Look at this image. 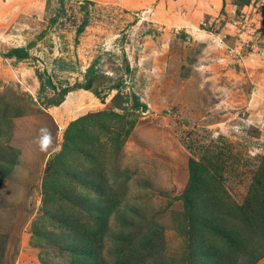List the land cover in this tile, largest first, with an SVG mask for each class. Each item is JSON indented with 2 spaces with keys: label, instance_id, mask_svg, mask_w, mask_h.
Segmentation results:
<instances>
[{
  "label": "rangeland",
  "instance_id": "374dc122",
  "mask_svg": "<svg viewBox=\"0 0 264 264\" xmlns=\"http://www.w3.org/2000/svg\"><path fill=\"white\" fill-rule=\"evenodd\" d=\"M38 73L53 87L38 91ZM261 79L264 0H0V264H73L81 236L70 230L95 204L130 209L82 231L96 264H114L118 246L127 264H264V234L226 213L258 200ZM83 115L91 139L62 150ZM189 159L215 176L218 212L250 255L196 254L183 212ZM53 177L61 188L46 207L41 183Z\"/></svg>",
  "mask_w": 264,
  "mask_h": 264
},
{
  "label": "trees",
  "instance_id": "16d2710c",
  "mask_svg": "<svg viewBox=\"0 0 264 264\" xmlns=\"http://www.w3.org/2000/svg\"><path fill=\"white\" fill-rule=\"evenodd\" d=\"M86 24V20L83 19L77 27V31H81L83 26ZM15 53V50L13 51ZM17 57H23L24 53L21 52L20 49H16ZM94 68L93 65L90 64L84 71L83 74V83H81L78 87L89 90L91 87V77L93 76ZM37 80L39 82L38 91H43L45 85H48L50 88L53 87L52 83L48 78L45 79L44 82H41L40 74H37ZM67 90L63 89L58 93L56 99L51 98L47 101V104L57 105L63 101V96ZM139 105V102L136 96H133L132 106ZM142 105V104H141ZM17 115V114H14ZM86 116H79L73 120H71L66 128L63 130V141L61 144L62 150L74 149L78 147V141L80 137H86V140L91 139V136L85 134L84 121L86 120ZM199 164H196L193 160L189 159L188 162V182L186 187L184 188L182 198L184 202V214L185 218L188 219L189 229L187 232L191 234L193 239L198 240L195 244V248L198 250L196 254H201L206 256L207 259L217 257V261L225 256L230 255L233 252L241 251L246 255H250L248 250L245 248V237H242V229H238V225L227 224L225 221L223 222V214L218 211H222V207L225 206L220 204L219 200L220 194L213 191V181L215 176L211 175L204 179L201 176V168H199ZM204 170V169H203ZM202 170V171H203ZM205 171V170H204ZM77 173V172H76ZM3 177V175H2ZM55 178L53 177V180ZM57 180V181H56ZM255 180V178H253ZM264 174L258 172L257 180L254 181L255 186L260 185L259 193L254 192L258 197L257 199H249L243 203V205H233L231 206L230 211H226L227 215L230 217H234L236 220L244 224H247V227H252L254 225L255 233L258 232L260 234H264ZM59 179H55L54 181L50 179H45L41 183V196L42 203L47 207L49 205L48 200L54 199L53 195L55 192H59L60 186ZM71 192V191H70ZM74 194V193H73ZM75 195V194H74ZM260 198V199H259ZM254 200H256L254 202ZM252 201L254 203H252ZM214 203H217L215 206ZM228 207V206H227ZM226 207V209H227ZM126 207L119 208V206L110 204V205H100L95 204L93 210L89 213L90 220L89 222L78 223L76 220L73 222L74 227L72 230L73 233H76L77 236H81L84 238H76L72 239V243L70 250L72 254L71 262L73 264H96L95 255L92 253L91 242L92 238H86V235L82 231H88L89 233L96 235L97 232L104 231L105 222L108 218V215L113 210L114 212L126 211ZM130 211V209H127ZM223 212V211H222ZM123 223V221H121ZM126 223V222H125ZM237 227V228H236ZM80 228V231H79ZM35 229V228H34ZM254 232L253 228L250 229ZM37 233V230H35ZM153 233V232H152ZM74 234V235H76ZM148 235L141 234L138 238L142 239V241ZM220 236L219 240H214L215 237ZM197 237V238H194ZM250 239V238H249ZM250 246L252 249L254 247L248 243L247 247ZM249 247V248H250ZM121 249L119 246L114 249L115 260L114 264H127V260L121 254ZM1 250V248H0ZM194 250L190 251L193 252ZM189 256H192V253H188ZM188 256V257H189ZM251 257V256H249ZM192 263L195 264L196 260L193 259Z\"/></svg>",
  "mask_w": 264,
  "mask_h": 264
},
{
  "label": "crops",
  "instance_id": "0c3cea01",
  "mask_svg": "<svg viewBox=\"0 0 264 264\" xmlns=\"http://www.w3.org/2000/svg\"><path fill=\"white\" fill-rule=\"evenodd\" d=\"M255 91H253L254 93L252 94V99H254L253 96H256L257 94L260 95H264V81L263 79L259 80V82L255 85ZM256 93V94H255ZM249 100H248V104H249ZM261 113V115H260ZM258 118V121L261 122V119L264 118V102H263V108L262 110L259 111L258 116H256V119Z\"/></svg>",
  "mask_w": 264,
  "mask_h": 264
}]
</instances>
